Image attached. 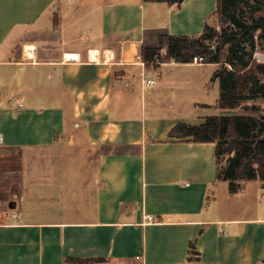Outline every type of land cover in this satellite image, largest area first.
Listing matches in <instances>:
<instances>
[{"label":"crops","instance_id":"1","mask_svg":"<svg viewBox=\"0 0 264 264\" xmlns=\"http://www.w3.org/2000/svg\"><path fill=\"white\" fill-rule=\"evenodd\" d=\"M215 10L0 0V264L264 261V182L232 193L214 143L168 135L230 113L218 64L141 57L160 33L198 36Z\"/></svg>","mask_w":264,"mask_h":264},{"label":"trees","instance_id":"2","mask_svg":"<svg viewBox=\"0 0 264 264\" xmlns=\"http://www.w3.org/2000/svg\"><path fill=\"white\" fill-rule=\"evenodd\" d=\"M180 4L183 0H145ZM259 0H216L219 29L205 22L198 36L158 35L155 46L142 45L144 62L216 63L211 78L219 84L218 107L260 111L264 103V62L254 52L264 49V7ZM169 137L214 143L217 178L228 182L232 193L240 182H264V115L225 113L208 115L200 124L177 122ZM254 264H264L261 263Z\"/></svg>","mask_w":264,"mask_h":264},{"label":"rangeland","instance_id":"3","mask_svg":"<svg viewBox=\"0 0 264 264\" xmlns=\"http://www.w3.org/2000/svg\"><path fill=\"white\" fill-rule=\"evenodd\" d=\"M259 6L264 7V0H259ZM213 26L216 27V29H219L220 23L218 21V17L214 16L210 22ZM262 44L264 45V38L262 39ZM253 59L255 62H264V49H258L257 51L254 52ZM210 68V66H208ZM207 69V68H206ZM262 80L264 81V76H261ZM215 93V91H214ZM213 98H215V95L213 96L212 94H209L207 97L208 102H213ZM261 107H264V103L261 104ZM230 113H237V114H244V113H252L254 115H264V109L261 108L260 111H249V110H244L241 106L232 109L229 111ZM5 208L3 199L0 201V209Z\"/></svg>","mask_w":264,"mask_h":264},{"label":"built area","instance_id":"4","mask_svg":"<svg viewBox=\"0 0 264 264\" xmlns=\"http://www.w3.org/2000/svg\"><path fill=\"white\" fill-rule=\"evenodd\" d=\"M70 58H74V57L71 56ZM194 61H197V58H196V57H194ZM152 82H153V80H150V79L145 80V83H146V84H150V83H152Z\"/></svg>","mask_w":264,"mask_h":264},{"label":"bare ground","instance_id":"5","mask_svg":"<svg viewBox=\"0 0 264 264\" xmlns=\"http://www.w3.org/2000/svg\"><path fill=\"white\" fill-rule=\"evenodd\" d=\"M106 57H108V56H106Z\"/></svg>","mask_w":264,"mask_h":264}]
</instances>
